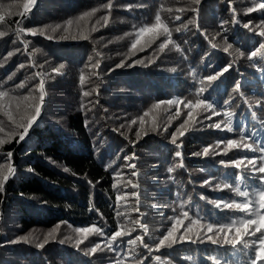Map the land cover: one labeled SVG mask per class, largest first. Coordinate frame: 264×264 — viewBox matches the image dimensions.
<instances>
[{
    "label": "trees",
    "instance_id": "obj_1",
    "mask_svg": "<svg viewBox=\"0 0 264 264\" xmlns=\"http://www.w3.org/2000/svg\"><path fill=\"white\" fill-rule=\"evenodd\" d=\"M24 2L25 0H0V12L5 15V21L0 27L14 33L16 20L20 17L10 13L22 12ZM107 2L108 0H37L29 18L22 22V27L39 29L64 25L68 19L74 21L68 33L63 32V29L53 33L51 27H48L46 35L56 37L51 40L40 35L23 37L29 41L28 52H33L35 63L43 64V69L28 66L30 60L23 44L19 41L12 43L14 34L0 39V64L3 65L0 67V82L15 72L13 80L8 81L5 88L11 89L21 81H26L24 89H16L15 94L18 96L27 95L29 89L39 82V78H33L34 73L51 72L53 67H58L61 63L65 65L62 75L52 73L54 79L45 77L46 104L29 138L20 143L13 140L0 149V162L6 160L8 151H12V162L16 168L15 177L9 179L4 191L0 193V264H112L114 254L107 250L95 255H85L87 248L102 239L100 236H90L80 246V250H77L74 240L78 237L74 229L97 225L111 234L116 230L118 221L123 224L126 217L116 215L117 193L125 197L120 202L121 210L136 206L135 198L125 195L136 191L127 183L128 180L134 183L138 180L140 210L146 213L145 222L153 237H159L169 226L167 217L176 215L172 208L177 207L178 200L189 201L191 212L198 211L201 216L212 219L231 216L232 213L217 211L207 202L230 194L227 191L212 190L209 186H201L209 178L213 179V184L225 180L232 183L236 181V170L219 164V160H226L228 157L192 155L219 139L233 135L207 127L221 117L214 116L211 121L205 120L203 123L190 121L186 125L187 133L178 140V143L182 142L180 149L170 140L171 133L187 118L189 109L184 108L183 104L161 105L145 117L143 129L140 128L138 120L134 128L129 125L133 118L143 115L158 101L176 98L194 101L197 89L201 87L199 80L222 69L233 60L235 63L229 72L218 81L212 82L211 88L203 95L210 101H215L218 108H222L223 101L233 95L235 82L240 81L257 116L253 118L249 107L237 98L235 103L240 107L235 109L236 126L244 125L248 133H255L253 140L258 145L264 144V124L261 123L264 110L255 107V101L264 100V62L235 59L238 56L237 48L247 56L262 39L242 26L249 20L257 24L264 16L261 12L244 15V10L254 6L256 0H232V7L237 10L240 24L232 23L228 0H202L199 6L200 28L208 35L209 40L221 33L213 41L220 47L211 48L204 36L196 31L195 26L189 25L188 31H173V39L184 50L182 54L172 50L171 45L165 53H159L158 44L165 39L163 36L148 48L146 43L150 40V35H146L141 45H138V48L145 46L144 51H135L132 54L129 48L136 38L133 25L139 28L154 22V16L161 5L172 8L171 13L161 12L162 17L168 19L170 28L174 29L181 23L171 19L176 15H182L185 22L192 17L193 13L190 11H176L177 8L186 6V0H113L107 27H101V21L100 25H96L99 31L91 33L89 40L72 39V35H79L76 18ZM128 5L132 7L128 9ZM107 11L101 9L88 20V28L91 29L95 21L106 15ZM225 21L227 23L221 28V23ZM125 33L132 34L125 36ZM61 35L68 36V39H59ZM224 36L228 43L233 44L230 49L232 55L222 51L226 46ZM16 48L21 51L5 59L7 53L15 52ZM137 59H142L143 63L133 64ZM122 60L125 61L124 66L117 67ZM149 60L154 62L149 63ZM97 61L100 62L98 70L87 67ZM22 63L25 67L20 69L19 65ZM173 68L176 71H172ZM92 71H98L99 75L93 76ZM81 73L86 77L83 90L97 89L99 95L96 92L90 97L81 95ZM207 83L205 81V85ZM82 103L85 108L81 107ZM177 107L181 110L178 119L175 116ZM197 113H201L197 116V121L203 115L209 114L202 113L201 109H197L194 115ZM153 117L159 125L157 132L150 130ZM0 120H4L6 131L10 130L6 118L0 115ZM122 124L124 127L121 128ZM166 126L167 132L163 131ZM145 131L148 132L147 135H144ZM3 135L0 133V136ZM176 151L183 153L185 167L177 168L170 174L167 169L174 167L181 159L175 156ZM133 153L138 177L131 175L134 170L126 167L128 161L124 159ZM248 155L252 156L253 153L249 152ZM65 168L69 171L65 172ZM114 183L117 184L116 189H113ZM177 192L181 193L179 197ZM202 195L207 200H202ZM153 204L158 207H152ZM126 216L135 220L138 213L132 211L126 213ZM57 225V241H50L43 249L35 247L36 243L42 241L44 234ZM133 227L137 228L132 233L134 237L140 232L138 226L130 222L125 226L128 230ZM29 234L38 239L31 244L8 243ZM65 236H72L73 241H66L62 245L58 240ZM127 238L129 237H125ZM148 242L152 243L151 240ZM137 251L140 255L136 259L147 255L143 248L138 247ZM216 251L223 252V249ZM209 254H214L213 246L209 243H184L171 250L153 253L170 257L173 264H205ZM186 257H191V260ZM125 264L135 262L129 259ZM144 264L154 262L149 257Z\"/></svg>",
    "mask_w": 264,
    "mask_h": 264
},
{
    "label": "snow or ice",
    "instance_id": "obj_2",
    "mask_svg": "<svg viewBox=\"0 0 264 264\" xmlns=\"http://www.w3.org/2000/svg\"><path fill=\"white\" fill-rule=\"evenodd\" d=\"M37 0H25L22 4L23 11L20 13H10L11 15H19L20 19L16 20V28L14 33L4 28L0 27V39L8 37L12 34L15 35V39L12 40V43H17L19 41L24 46V51L27 53L30 64L29 67H38L40 69L44 68L43 64L37 65L33 59V52H28L29 41L23 39L24 36H46L47 39L51 40L56 37L52 35H46L47 28L51 27L53 33H57L61 29L63 32L68 33L74 24L73 19H68L64 25L57 24L54 27L45 26L44 28H24L22 27V22L29 18L32 8L35 6ZM202 0H186V6L177 8L176 11L179 13L192 12L193 16L190 17L186 22L183 20L182 15H176L174 18H171L173 22H181L179 26L173 28L169 27L168 19L162 17L161 12L167 11L172 12V8H164L163 5L160 6V9L156 12L154 16V22L146 23L139 28H136L133 25L135 31V39L132 41L129 52L135 54V51H144L145 46L138 48V45H141V41L146 35H150V40L146 43V47L150 48L152 44L156 43L160 37H165V39L158 44V52L165 53L169 49V46H172V50L183 53V49L180 44L173 39V31L176 33H181L183 31L189 30V25H194L196 31L203 35L205 40H207L213 49H218L219 44L214 43L217 36H220L221 33H217L215 36L209 40L208 35L200 28L199 24V12L200 5ZM229 10L232 13V23L240 24L241 21L237 17L236 8L232 7V0H228ZM11 7V6H9ZM130 9L132 6H126ZM143 7V5H140ZM101 9H107V14L102 15L95 21V24L91 26V29L88 28L87 21L90 20L97 12ZM113 9V0H108V2L102 5L100 8H93L90 11H85L76 18V29L78 31L77 35H72V39H82L89 40L91 33L99 31L96 25H100L101 21L103 24L101 27H107L109 18L111 16V11ZM254 12L264 13V0H256L254 6L247 7L244 10V15H249ZM5 21V15L0 12V25ZM81 22H84L83 24ZM227 23L222 22L221 28ZM243 28L248 29L250 32L261 37V41L258 43L253 50H251L247 56L245 52L236 49L238 56L235 59L246 58L249 61L254 59L257 62H264V16L257 24H253L251 20L246 23H243ZM132 33H125V36L131 35ZM123 37H121L122 39ZM59 39H68V36L61 35ZM226 46L223 47L222 51L224 53H230V49L233 48L232 43L227 42V37H223ZM20 48H16L15 52L9 51L5 59L11 58L15 53H19ZM38 51V50H34ZM130 59V56L128 57ZM154 61L149 60V63ZM125 61L122 60L117 67L124 66ZM143 63L142 59H137L133 61V64ZM232 63L227 64L222 69L215 71L213 74L206 75L199 80L201 85L197 89L196 99H184L176 98L169 99L167 101H158L153 104L151 109L145 111L143 115L133 118L130 121V125H134L139 121L140 128L143 129L145 125V117H148L150 113L159 109L161 105H180L183 104L184 108L189 109L186 113L187 118L176 127L175 131L171 133L170 142L176 146L177 149L182 148V142L178 143L180 137L185 136L188 129L186 125L190 121L193 123H203L205 120L211 121L214 116L221 117L219 120L208 124L207 127L213 130L227 131L233 135L226 139H219L214 144H209L203 147L202 151H197L192 153L194 156H225L228 159L219 160V164L225 168L231 167L235 169L236 181L234 183L228 182L227 180L223 182H216L213 184V179H205L201 186H209L212 190L215 191H227L230 195L227 197L221 196L217 199L207 200L205 196H201L202 200H207L213 208L220 212H230L231 216L222 219H212L210 217L201 216L199 212H191L189 209V201L187 200H178L177 207H173L172 211L176 213L174 216L167 217V220L170 222L169 226L161 233L159 237H153L149 232L148 224L146 221V213L140 210V193L139 183L128 180V184L131 185L136 191L125 193V195H130L135 198V208L125 207L124 210H121L120 202L125 199L119 192L116 195V215L118 217H126L124 223L121 224L117 222V228L111 234L105 232V230L97 225H90L86 227L75 228L74 232L77 234V237L74 240V246L77 250H80V246L85 243L90 236L97 235L102 239L94 243L90 248L85 250V255H95L98 252H104L105 250L114 254L112 264H125L126 260L132 259L135 264H144V261L149 257L153 260L154 264H173L170 257L162 255H153V253H160L161 250H171L175 246L184 243L191 244H205L209 243L213 246V253L209 254L205 260V264H264V144H257L253 140L255 133H248L244 125L240 127L236 126V108H239L240 105L236 104L235 101L237 98L243 100L244 104L249 107L250 112H252L253 118H256L257 114L253 111V105L248 101L245 93L243 91V85L240 81H236L232 93L228 99L223 101V107L218 108L215 101H210L207 99L203 93L208 88H211L212 82L218 81L224 76L225 73H228L229 70L233 67ZM132 66V65H129ZM0 67H3L0 64ZM25 64H20L19 68L23 69ZM65 65L63 63L59 64L58 67H53L51 72L38 71L34 73L33 78H39V82L33 85L29 89L27 95L18 96L15 94L16 89H24L26 87V81H21L16 84L14 88H5V84L8 81H12L13 77L16 75L15 72L8 75L6 80L0 82V115L6 118L8 122V127L10 130L6 131L4 120H0V133H3V136H0V149L8 143H12L15 140L16 143L25 141L30 136L31 130L35 125L38 124L39 118L42 115L43 109L46 104V86H45V77H52V73L56 75H62V70ZM87 67L92 70H98L100 68V62L90 63ZM172 71H176L175 68ZM93 76H98V71H92ZM207 81V85H205ZM79 84L82 87L81 95L83 97H90L93 92H96L99 95L97 89L92 90H83V86L86 84V77L83 73L79 76ZM91 103V101H89ZM98 103V101H97ZM82 108L86 106L82 103ZM255 107L264 110V100L255 101ZM197 109H201L202 113H209L208 115H203V118L197 121V116L201 113L194 115ZM91 109H89L90 111ZM181 115V110L179 107L176 109L175 116L178 119ZM172 117H169L171 121ZM261 123L264 124V119L261 120ZM124 125H121V128ZM151 131L157 132L159 130V125L156 124V118L153 117ZM163 131L167 132V126L164 127ZM148 132L145 131L144 135H147ZM18 137V139H17ZM137 137H140V131H137ZM223 146V147H221ZM253 153L252 156H249L248 153ZM259 153V155H256ZM175 156L180 159V162L174 167H169L167 169L168 173H173L177 168H184L183 162V153L181 151H176ZM13 152L8 151L6 153V160L0 162V193L5 189L6 183L10 178L15 177L16 168L12 162ZM125 161H128L126 167L133 169L131 175L138 177L139 173L135 171L136 164L134 163L136 157L133 153L132 156H125ZM65 172L69 170L64 169ZM116 175H119L117 173ZM174 179V177H170ZM251 181V182H250ZM91 183V182H90ZM117 188V184H113V189ZM177 197L181 195L180 192L176 193ZM127 204V201H125ZM152 207H158V205L153 204ZM135 211L138 213V218L131 220L129 216H126V213ZM138 226L140 229L139 234L132 236L133 232L137 231L136 227L131 228L130 230L126 229L125 226L128 223ZM59 225L53 228L50 232L44 234L41 242L36 243L35 247L38 249H43L50 241H57ZM124 229V230H122ZM125 237H129L125 239ZM151 240L152 243H149L148 240ZM38 237H32L31 234L20 236L14 240L8 241V243H20L31 244ZM66 241H73L72 236H65L62 239H59L60 244H65ZM143 248L147 251V255L136 259L140 255L137 251V248ZM216 249H223V252H217ZM186 259L191 260V257H186Z\"/></svg>",
    "mask_w": 264,
    "mask_h": 264
},
{
    "label": "bare ground",
    "instance_id": "obj_3",
    "mask_svg": "<svg viewBox=\"0 0 264 264\" xmlns=\"http://www.w3.org/2000/svg\"><path fill=\"white\" fill-rule=\"evenodd\" d=\"M139 122V121H138ZM138 124V123H137ZM137 126V125H136ZM135 126L133 125V127L132 128H134ZM1 262V261H0Z\"/></svg>",
    "mask_w": 264,
    "mask_h": 264
}]
</instances>
